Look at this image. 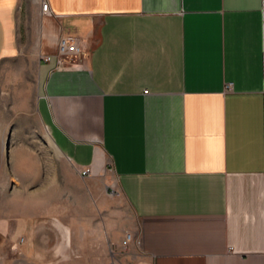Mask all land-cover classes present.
<instances>
[{"label": "crops", "instance_id": "crops-1", "mask_svg": "<svg viewBox=\"0 0 264 264\" xmlns=\"http://www.w3.org/2000/svg\"><path fill=\"white\" fill-rule=\"evenodd\" d=\"M42 1L0 0V176L6 152L36 178L39 136L91 214L118 190L133 238L0 201V264H264V0ZM61 35L82 49L57 62ZM21 114L38 128L10 144Z\"/></svg>", "mask_w": 264, "mask_h": 264}, {"label": "rangeland", "instance_id": "rangeland-1", "mask_svg": "<svg viewBox=\"0 0 264 264\" xmlns=\"http://www.w3.org/2000/svg\"><path fill=\"white\" fill-rule=\"evenodd\" d=\"M5 100L12 102L13 98L8 97ZM33 100L32 96L20 98L22 108H31ZM15 101H18V98H15ZM11 123L9 128L11 131L10 144L12 140L16 139V137L12 139L13 135L18 134L20 138L24 139L23 137L27 138L29 134L33 135V127L38 128L37 120L33 116L28 117L24 114H21ZM42 142L37 136V176L27 185L16 186L15 181L14 184L11 182L15 179L10 176L11 163L8 158L6 160V152L2 154L1 163L4 167V176H0V201L10 204V207L3 211L9 213L34 211L38 215H44V217L65 215L64 217H67L69 223L74 224V226L78 223L81 224L84 219L93 215L89 205L93 198L86 192V183L78 175V171L72 162L61 157L57 158L54 151H52L53 160L46 162L45 148ZM62 173L63 176H61ZM95 199L102 206L106 205L102 207L103 209L99 214L95 212L93 215L95 217L94 223L100 229L106 225L105 222L111 224V228L117 233L122 234L126 228L132 229L135 220L130 209L123 202L121 195L110 193V186L106 187L102 194H97ZM127 247H122L119 255H122Z\"/></svg>", "mask_w": 264, "mask_h": 264}, {"label": "built area", "instance_id": "built-area-1", "mask_svg": "<svg viewBox=\"0 0 264 264\" xmlns=\"http://www.w3.org/2000/svg\"><path fill=\"white\" fill-rule=\"evenodd\" d=\"M41 8L43 11H48V2L42 1ZM81 42L78 36L76 35H61L57 41V48L56 52L54 53L57 62L61 61L64 56L74 55L81 51ZM41 58L43 60H49L51 58V54H42ZM90 171L89 167H85L81 169V174L85 175L88 174ZM110 193L118 194V190L115 189L113 186L110 187ZM133 235L132 232L126 231L123 235L121 240L122 247H126L128 243L132 240Z\"/></svg>", "mask_w": 264, "mask_h": 264}]
</instances>
